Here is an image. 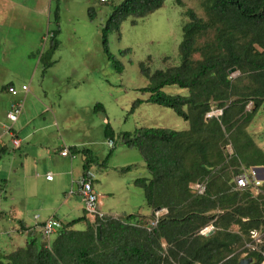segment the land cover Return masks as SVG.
I'll return each instance as SVG.
<instances>
[{"label":"trees","instance_id":"16d2710c","mask_svg":"<svg viewBox=\"0 0 264 264\" xmlns=\"http://www.w3.org/2000/svg\"><path fill=\"white\" fill-rule=\"evenodd\" d=\"M166 1L124 0L114 7L102 28V44L119 73L124 66L110 51V35L120 32L129 19L138 24ZM196 1L203 16L187 8L185 0H175L185 9L180 64L152 72L147 63H141L140 72L150 83L140 91L149 98L136 100L131 111L143 103L163 106L189 127L181 131L142 127L120 135L107 123L110 155L102 163L89 149L67 147L71 159L73 153L86 156L82 177L92 180L95 191V176L89 170L92 165L107 166L118 143L137 149L148 176L135 179L134 185L143 190L151 215L105 213L93 218L83 204V216L70 222L50 218L61 225L51 236L42 232L49 219L39 230L23 227L30 232L27 242L0 254V264H240L239 248L248 253L246 258L252 264L262 263L264 257L250 252L246 245L253 231L264 230V194L255 196L252 186L238 190L235 179L245 171L264 167V151L248 131L264 106V0ZM95 17L90 8V21ZM59 32L52 33L48 58L59 48ZM232 69L239 75L232 77ZM9 86L13 85L3 89L7 91ZM171 86L188 93L167 94L164 90ZM94 110L104 112V107L97 104ZM215 110L222 113L210 115ZM124 169L129 171L131 166ZM198 183L206 187L202 195L192 189ZM260 188L264 189V182ZM77 192L82 201L79 189ZM158 212V223L151 226ZM80 224L84 227L77 229ZM210 224L214 232L204 235L202 231Z\"/></svg>","mask_w":264,"mask_h":264},{"label":"rangeland","instance_id":"374dc122","mask_svg":"<svg viewBox=\"0 0 264 264\" xmlns=\"http://www.w3.org/2000/svg\"><path fill=\"white\" fill-rule=\"evenodd\" d=\"M123 1L109 0L102 4L100 0H0V127L11 125L4 112L5 102L8 99L24 100L23 93L17 96L3 93V87L9 84L19 90L24 85L29 87V97L24 102L25 115L31 110L29 103L33 100L41 106V113L51 109L47 114L59 123V129H54L57 146L59 140L89 149L99 163L110 155L105 136L107 123L120 135L142 127L178 131L189 127L172 109L163 106L143 103L131 112L136 100L149 98V94L140 91L150 83L140 72L141 63H147L152 72L180 64L178 48L183 38L185 9L177 6L175 0H167L160 10L138 24L133 25L129 19L122 24L120 32H113L109 37V48L124 66L123 72L119 73L104 52L102 28L114 7ZM185 2L187 8L203 16L196 0ZM90 8L96 12L94 21L89 18ZM58 29L59 48L48 58L52 33ZM125 50L130 51L122 54ZM47 63L51 65L47 67ZM231 74L232 77L239 75L238 72ZM164 91L170 95L188 93L177 86L167 87ZM37 102L34 105L38 106ZM97 104L104 107V112L94 110ZM251 106L252 103L249 108ZM217 114L218 110H215L210 115ZM248 131L264 151V106ZM39 139L41 137H37ZM57 148L55 155L61 158ZM228 151L231 154L232 148ZM82 160L83 155H80L74 161L76 180L73 184L66 168V180L59 187L62 199L51 203L60 211V217L77 207L65 221L84 214L81 199L71 193V190L77 192L79 189L76 181L82 175ZM64 163L68 164V161L62 158L61 162H56L57 166ZM128 166H131L129 171L124 169ZM9 167L12 172L8 184L2 187L0 180L3 190L0 191V254L25 245L24 236L15 234L13 227H17L19 219L29 222L34 214L48 211L41 207L53 194L44 196L42 185L38 188L27 184L29 173L35 177V167L27 173L17 163L8 165L1 168L2 177L7 175ZM91 170L99 193L112 192L104 199V204L114 209L113 215L149 214L143 190L134 185L135 179L148 176L146 164L137 149L118 143L107 166L93 165ZM38 176L43 178L45 175L39 172ZM262 191L264 194V189ZM65 195L69 197L66 202ZM83 227L84 224H80L77 229ZM258 232L262 248L264 230ZM238 250L240 258H246L248 253L242 248Z\"/></svg>","mask_w":264,"mask_h":264},{"label":"crops","instance_id":"0c3cea01","mask_svg":"<svg viewBox=\"0 0 264 264\" xmlns=\"http://www.w3.org/2000/svg\"><path fill=\"white\" fill-rule=\"evenodd\" d=\"M13 85V84H12ZM14 86V85H13ZM16 87V86H15ZM3 93H6L7 96H9L10 94L5 90L2 89ZM28 94H23L21 97L24 98L23 102H25V100H27ZM36 100H33V102L29 103V109L31 108V110L29 111V113L27 115H25V112L23 110V114L20 117L19 121L17 122L20 123L18 127L15 130L18 132L19 138L21 139V146L19 149H13L9 139L6 138L5 139V147L3 148V150L1 151V155H0V180H2L3 185L8 184L9 180V174L12 172V168L9 167L7 168V175H5L4 177L1 176V168L2 167H8V165H15V163H17V165L21 168V170H23L24 172L27 171L30 172L33 170V167H35L36 169V173H35V177L30 175V179L27 182V184H29V186L33 185L34 187L37 186L39 188V186L41 187V185L43 186V192H44V196L49 195L51 192L53 193L51 196L50 200L44 201L43 205H42V209H48V211L43 212L42 214L40 213H36L34 214L30 219L29 222H27L24 219H19L18 220V224L17 227H13L16 231L15 234L17 235H22L24 236V243L27 242V238L29 235V231L32 230H39L40 226H42V224L47 221L48 219L52 218V217H56L57 219L63 221V222H70V220L68 219V221H65V217L66 218H70L71 216V212H73L77 207H74L69 213L66 212L62 215V217H60L59 213L60 211H57V207H52L51 203L53 200H55L56 202L60 201L61 198V193L59 191V187L62 184V182L64 180H66V176L64 174H66V168L68 167L70 174L72 176V182L71 184H73L74 180V175L76 173L75 171V163L74 161L77 160V157L80 155H83V160H82V175L79 176V179L83 176L84 173V165L86 163V156L84 154H75V158L71 159L70 157H63L61 155V151L64 149V147H74L75 145H73V143H65V141H63V143L61 141L58 140V146H57V141L55 139L56 135L54 132V129L57 127L59 129V123L58 121H54L52 120V118L49 116L48 111H51V109H45V112H42V108L41 106L38 104L34 105L36 102H34ZM13 101L11 99H8L7 102H5L4 104V112L5 115H7V112L10 108V104ZM54 119H56V117H54ZM4 124V123H3ZM57 129V130H58ZM59 131V130H58ZM60 132V131H59ZM37 137H41V139L37 140ZM58 147V148H57ZM77 148H82L81 146H77ZM57 148V152L60 154L62 159H66L68 161L67 163H64L60 166H57L56 162H61V158H57L55 155V151ZM98 162V160H97ZM93 166V165H92ZM92 173L93 171L91 170V168L89 169ZM39 172H42V174L44 173L45 176H47V174L52 173V175H54L52 180H47V178L44 176L43 178H40ZM80 173V172H79ZM94 174V173H93ZM56 175V176H55ZM259 178L261 179V177L264 176V172H259L258 173ZM147 176V175H145ZM57 177V178H56ZM79 179L76 181L78 182ZM96 189V187H95ZM0 191H3L2 189H0ZM72 195L76 194L77 198L80 199L78 192H74L73 190H71ZM98 196H99V205L101 207V210L106 213V214H111L114 212V209H112L111 206H106L104 203V199L109 196L112 192H107V193H99V191L96 189ZM253 192L255 196H258L256 194V191L253 188ZM4 194V193H3ZM1 195V194H0ZM69 197L68 195H65V199L64 202L68 201ZM81 205V209L84 212V208H83V203L80 200ZM149 214H141L143 216H150L152 211L149 210ZM118 216V215H116ZM38 217V218H37ZM20 221H22L20 223ZM27 228L29 231H24L22 228Z\"/></svg>","mask_w":264,"mask_h":264},{"label":"built area","instance_id":"2783aa9c","mask_svg":"<svg viewBox=\"0 0 264 264\" xmlns=\"http://www.w3.org/2000/svg\"><path fill=\"white\" fill-rule=\"evenodd\" d=\"M102 3H107L109 0H100ZM30 91L28 86H22L19 90L15 86H9L7 89V92L11 96H17L19 93L28 94ZM24 110V102L20 101H13L10 104V108L7 112V119L11 125H2L0 127V153L2 151V148L5 146V139L8 138L9 142L13 149H19L21 146V139L19 138L18 132L15 130L14 126L19 121L20 117L23 114ZM222 112L218 111L217 115H220ZM216 115V116H217ZM61 155L63 157H73L67 147L64 148V150L61 152ZM47 180H52L53 175L52 173L47 174L46 176ZM92 180L87 179L85 177H81L79 180V193L82 198V202L84 204L85 210L93 217L99 216L100 218L104 217L105 213L100 210L99 205V196L97 192L94 190L92 186ZM236 182V188L238 190L246 189L250 186L254 188L256 191V194H262L263 191L260 188L263 184V180L259 178L258 173L252 169L250 171H245L238 175L235 179ZM192 189L196 194L202 195L206 191V187L204 184L198 183L192 186ZM163 212H166L164 210ZM161 212L157 213V218L152 220L150 222L151 226H156L158 223L159 214ZM60 223L55 219H49L45 225L42 228V232L46 236H51L54 233H56L57 229L60 228ZM213 226H208L205 228L202 233L204 235H208L212 230ZM260 235L258 231H253L251 233V241L246 245V248L250 252H258L264 257V251L261 249L260 244ZM261 264H264V259Z\"/></svg>","mask_w":264,"mask_h":264},{"label":"water","instance_id":"95a60500","mask_svg":"<svg viewBox=\"0 0 264 264\" xmlns=\"http://www.w3.org/2000/svg\"><path fill=\"white\" fill-rule=\"evenodd\" d=\"M236 72V69H232L230 71V73H234ZM254 170L259 173V172H264V167H255ZM261 179L264 181V176L261 177ZM162 209H158V211H161ZM214 232V228L213 230L208 234L211 235ZM96 233H97V238L100 239L101 238V226L98 225L96 227ZM253 260L251 258H244L240 260V264H252Z\"/></svg>","mask_w":264,"mask_h":264}]
</instances>
